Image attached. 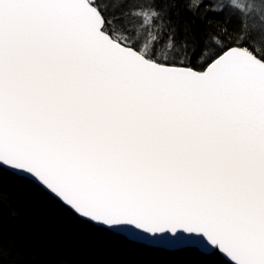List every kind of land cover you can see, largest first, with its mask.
<instances>
[{
    "label": "snow or ice",
    "instance_id": "obj_1",
    "mask_svg": "<svg viewBox=\"0 0 264 264\" xmlns=\"http://www.w3.org/2000/svg\"><path fill=\"white\" fill-rule=\"evenodd\" d=\"M16 182L97 230L95 264H264V0H0Z\"/></svg>",
    "mask_w": 264,
    "mask_h": 264
},
{
    "label": "trees",
    "instance_id": "obj_2",
    "mask_svg": "<svg viewBox=\"0 0 264 264\" xmlns=\"http://www.w3.org/2000/svg\"><path fill=\"white\" fill-rule=\"evenodd\" d=\"M236 21L233 20V23ZM4 213L3 255L0 264H28L30 257H18L20 237L28 234L39 243L47 264H95L99 258L94 237L97 230L82 224L68 209L34 184L16 182L0 189ZM10 211L18 213L21 227L8 230ZM217 264H222L217 261Z\"/></svg>",
    "mask_w": 264,
    "mask_h": 264
},
{
    "label": "water",
    "instance_id": "obj_3",
    "mask_svg": "<svg viewBox=\"0 0 264 264\" xmlns=\"http://www.w3.org/2000/svg\"><path fill=\"white\" fill-rule=\"evenodd\" d=\"M46 192V191H45Z\"/></svg>",
    "mask_w": 264,
    "mask_h": 264
}]
</instances>
